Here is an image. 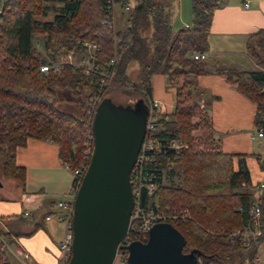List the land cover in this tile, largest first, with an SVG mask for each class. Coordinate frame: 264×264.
Instances as JSON below:
<instances>
[{
  "label": "trees",
  "instance_id": "1",
  "mask_svg": "<svg viewBox=\"0 0 264 264\" xmlns=\"http://www.w3.org/2000/svg\"><path fill=\"white\" fill-rule=\"evenodd\" d=\"M169 1L132 0L124 27L115 30L101 22L103 0L7 1L8 9L0 13L3 174L24 182L25 167L16 163L15 153L32 137L55 143L60 161L71 171H79V178L73 175L72 182L81 180L93 146L91 125L98 102L111 98L108 91L115 85L129 94L126 104L141 98L148 106L153 98L152 77L161 73L174 87L175 100L170 112L162 107L154 134L162 143L176 139L186 147L177 152L160 150L155 160L146 164L159 177L158 207L175 210L177 219L169 222L184 235L183 250L199 253L196 264H259L257 250L264 235L244 244L232 232L251 223L254 201L263 211L264 203L244 188L252 183L244 154L222 149L214 138L211 117L192 93L196 76L209 71L204 59H195L192 53L208 49L212 13L226 0H190L191 22L175 30L169 21ZM49 13L51 17L45 18ZM82 39L98 44L95 62L100 71L109 74L106 84L100 76L84 74L80 67L68 63L58 71L39 70L41 63L62 52L79 51ZM246 49L260 69L218 67L215 72L255 104L253 126L264 128V29L248 35ZM131 61L137 65L135 80L127 72ZM59 90L81 98L79 114L58 106ZM96 96L98 101L87 115L89 99ZM255 158L264 174V157L256 154ZM165 175L167 183L163 182ZM142 197L145 202V190ZM2 217L8 229L0 227V236L9 239L11 233H24L9 223L18 214ZM0 264H13L8 252L1 249Z\"/></svg>",
  "mask_w": 264,
  "mask_h": 264
},
{
  "label": "crops",
  "instance_id": "2",
  "mask_svg": "<svg viewBox=\"0 0 264 264\" xmlns=\"http://www.w3.org/2000/svg\"><path fill=\"white\" fill-rule=\"evenodd\" d=\"M169 3L171 13L175 14L173 20L169 17L172 28L175 30L188 26L191 15L187 16L183 12L191 11L190 0H170ZM118 5L125 9L121 3ZM261 28L264 29V0H249L247 7L243 5V0H226L222 6L214 9L208 33L209 47L204 59L209 71L196 76L192 90L198 97L196 100L211 117L214 138L222 149L244 154L242 159L249 170L251 184L264 176L255 158L260 153L254 152L251 142L254 139L250 137L254 132L255 104L215 69H260L261 66L248 54L246 42L250 33ZM152 78L155 83H152V97L160 100L166 112H170L174 107V87L169 86L173 94L170 98L168 90H163L157 74ZM15 161L25 167V180L19 182L12 178L3 182L0 177L1 185L6 184V188L20 183L15 191L10 192L8 200L0 203V227L8 229L2 216L18 214L19 217L9 221L11 227L29 233H11L9 239L4 238L10 247L20 246L37 264H55L60 255L59 242L66 232V225L54 216L45 217L57 211L59 200L70 198L73 172L60 161L58 146L49 139L27 138L26 143L16 149ZM248 187L244 188L248 190ZM253 193L256 195L258 191ZM8 254L14 264V257L10 252Z\"/></svg>",
  "mask_w": 264,
  "mask_h": 264
},
{
  "label": "water",
  "instance_id": "3",
  "mask_svg": "<svg viewBox=\"0 0 264 264\" xmlns=\"http://www.w3.org/2000/svg\"><path fill=\"white\" fill-rule=\"evenodd\" d=\"M142 99L132 104L101 99L94 111L93 146L73 198L71 256L66 264H111L126 233L134 203L130 171L146 129ZM1 185V182H0ZM184 235L170 222L148 229L145 241L129 243L127 264H196Z\"/></svg>",
  "mask_w": 264,
  "mask_h": 264
},
{
  "label": "built area",
  "instance_id": "4",
  "mask_svg": "<svg viewBox=\"0 0 264 264\" xmlns=\"http://www.w3.org/2000/svg\"><path fill=\"white\" fill-rule=\"evenodd\" d=\"M8 0H0V13L5 9H8ZM105 4V10L102 15L101 22L108 26L111 30H115V5L119 2L116 0H103ZM249 0H243V5L248 6ZM122 4V3H121ZM124 8H129L130 4H122ZM37 47L39 42L36 43ZM81 49L79 51H66L60 53L55 59H48L46 62L39 65V70L45 72L49 69L58 71L64 63L73 65L74 67H80L84 74H91L93 76H100V81L106 84V80L109 74L103 73L98 68L95 62L96 51L99 46L96 42L82 39L80 41ZM195 59H205L206 51L193 52ZM113 62V60H110ZM107 77V78H105ZM264 89V87H263ZM98 101V97H91L89 99L87 115L91 114V111ZM164 107L160 100L152 98L150 104L147 106L146 115V129L143 136L138 154L135 162L130 171V184L132 188L134 203L131 210L130 222L128 229L124 236L121 238L119 245L115 251L111 264H127L128 245L134 240L145 241L148 237L149 227L159 221L176 220L177 213L174 209L163 211L158 207L156 188L159 183V177H157L155 170L151 171L147 169V162L155 160L156 152L171 148L176 152L186 147V144L181 140H170L167 142H160L155 136V124L158 115ZM95 111V110H94ZM256 133H252L250 137L252 139L264 137V128L259 127L256 129ZM67 166V165H66ZM73 175L79 178L78 170L75 169ZM80 180L71 183L69 189L70 198L62 199L57 202V211L53 214H47L45 218L52 216L64 221L66 225V232L63 238L59 242L60 255L55 264H66L71 256V242H72V230L71 219L73 214V198L78 189ZM244 185V182L242 183ZM258 193L256 196L264 203V176L260 178L256 183L251 184ZM146 191V201H143L142 191ZM182 212V211H181ZM27 214V211L24 212ZM251 223L245 225L243 228H237L232 232V235L238 236L244 244H248L251 240L264 235V211L261 204L254 201L250 206ZM132 225V228H131ZM131 228V229H130ZM0 249L10 252L15 259L14 264H37L32 260L28 253L25 252L20 246L10 247L8 241L0 236Z\"/></svg>",
  "mask_w": 264,
  "mask_h": 264
},
{
  "label": "rangeland",
  "instance_id": "5",
  "mask_svg": "<svg viewBox=\"0 0 264 264\" xmlns=\"http://www.w3.org/2000/svg\"><path fill=\"white\" fill-rule=\"evenodd\" d=\"M132 4V2H131ZM122 7H120L118 4L115 5V20H114V25L116 29L119 28H123L125 25V19L128 13L129 8H125V9H121ZM116 11H117V16H116ZM119 12V13H118ZM183 14L189 16L191 15V11H187V12H183ZM51 13H49L45 18H50L51 17ZM173 17L175 18V14L171 13L170 16V20H173ZM39 49H41V43H39ZM136 62L135 61H131L130 64L127 67V72L128 75L131 79H136ZM157 77L161 79V82L163 84V90H168L169 92V97L172 98V91H169V84L166 81V77L165 75L158 73ZM154 78H152V83L153 85L155 84L153 82ZM59 98H58V106L61 107L63 110L65 109V111H69L72 112L73 114H79L80 112V103H81V98L72 93L71 91L68 90H59ZM108 95L111 96L112 100L116 103H121V104H126L128 102V100L130 99V96L128 93L123 92V90L115 85H112L110 87V90L108 91ZM195 99H198V97L196 95H194ZM135 100V99H134ZM168 105V104H167ZM257 128L253 127V131L254 133H256ZM253 143V150L254 152H258L260 153V155L262 157H264V137L263 138H255L253 141H251ZM86 153L88 152L87 150L85 151ZM166 178H164L163 182L167 183V179H168V175H165ZM0 177L3 180V182L8 181L9 179H12L10 176L4 175L3 171H2V158L0 157ZM174 180H176V177L174 178ZM9 185V184H8ZM18 185H20L19 182H16L13 184V186H11L10 188H6V184L1 185L0 187V203L7 201L10 192L15 191L18 188ZM252 187V188H251ZM245 188H247L245 186ZM238 191L242 190V189H237ZM248 190L255 192V189L253 186L248 187ZM257 259L259 261V264H264V237L262 239V241L260 242L259 246H258V250H257Z\"/></svg>",
  "mask_w": 264,
  "mask_h": 264
},
{
  "label": "flooded vegetation",
  "instance_id": "6",
  "mask_svg": "<svg viewBox=\"0 0 264 264\" xmlns=\"http://www.w3.org/2000/svg\"><path fill=\"white\" fill-rule=\"evenodd\" d=\"M136 100H137V99H136ZM134 101H135V100H134ZM134 101H133V102H134ZM133 102H132V103H133ZM142 107H143V108H147V106L144 105L143 100H142Z\"/></svg>",
  "mask_w": 264,
  "mask_h": 264
}]
</instances>
